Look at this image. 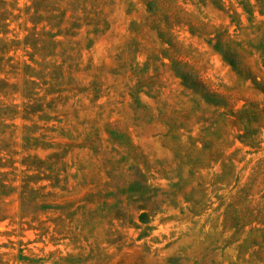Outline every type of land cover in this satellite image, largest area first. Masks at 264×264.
Listing matches in <instances>:
<instances>
[{
  "label": "rangeland",
  "instance_id": "obj_1",
  "mask_svg": "<svg viewBox=\"0 0 264 264\" xmlns=\"http://www.w3.org/2000/svg\"><path fill=\"white\" fill-rule=\"evenodd\" d=\"M1 1L0 264H264V0Z\"/></svg>",
  "mask_w": 264,
  "mask_h": 264
},
{
  "label": "trees",
  "instance_id": "obj_2",
  "mask_svg": "<svg viewBox=\"0 0 264 264\" xmlns=\"http://www.w3.org/2000/svg\"><path fill=\"white\" fill-rule=\"evenodd\" d=\"M1 4L4 5V1H1V0H0V6H1ZM4 13H5V12L3 11V15H4ZM1 20H2V13H0V22H1ZM0 42H3V41L0 40ZM216 49L221 53V51H220V49H219L218 47H216ZM221 54H222L224 60H225L229 65H231L233 68L236 67L235 63H234L231 59H229V57L226 56L225 53H221ZM182 78H183V77H182ZM186 85H187V84H186ZM141 216H142V215H141Z\"/></svg>",
  "mask_w": 264,
  "mask_h": 264
}]
</instances>
